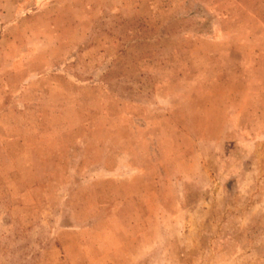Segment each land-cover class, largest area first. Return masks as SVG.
Wrapping results in <instances>:
<instances>
[{
    "label": "rangeland",
    "instance_id": "rangeland-1",
    "mask_svg": "<svg viewBox=\"0 0 264 264\" xmlns=\"http://www.w3.org/2000/svg\"><path fill=\"white\" fill-rule=\"evenodd\" d=\"M0 264H264V0H0Z\"/></svg>",
    "mask_w": 264,
    "mask_h": 264
}]
</instances>
